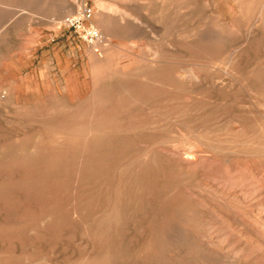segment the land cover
<instances>
[{"label": "rangeland", "instance_id": "374dc122", "mask_svg": "<svg viewBox=\"0 0 264 264\" xmlns=\"http://www.w3.org/2000/svg\"><path fill=\"white\" fill-rule=\"evenodd\" d=\"M0 176V264H264V0H0Z\"/></svg>", "mask_w": 264, "mask_h": 264}, {"label": "bare ground", "instance_id": "6f19581e", "mask_svg": "<svg viewBox=\"0 0 264 264\" xmlns=\"http://www.w3.org/2000/svg\"><path fill=\"white\" fill-rule=\"evenodd\" d=\"M245 32H247V31H245ZM254 35H255V34H254ZM179 52H180V51H179ZM181 53H182V51H181ZM154 70H155V69H154ZM187 74H188V73H187ZM189 75H190V74H189ZM142 76H143V75H142ZM194 77H195V76H194ZM196 80H197V79H196ZM123 81H124V80H123ZM136 81H137V80H136ZM124 82H125V81H124ZM137 82H138V81H137ZM217 82H218V81H217ZM117 84H118V83H117ZM222 84H223V83H222ZM232 84H233V83H232ZM118 86H119V85H118ZM140 86H141V85H140ZM126 89H127V88H126ZM123 90H124V89H123ZM101 91H103V90H101ZM111 91L114 92V89H113V90L111 89ZM120 91H121V90H120ZM96 92H97V90H96ZM98 92H99V91H98ZM124 92H125V91H124ZM126 92H128V91H126ZM94 93H95V92H94ZM101 93H102V92H101ZM96 94H97V93H96ZM96 94H95V96H96ZM102 94H103V93H102ZM102 94H100V95H102ZM115 94H116V93H115ZM129 95H130V94H129ZM95 96H94L93 100L97 99V98H95ZM104 96H105V94H104ZM130 96H131V95H130ZM88 98H89V97H88ZM90 98H91V96H90ZM116 98H117V97H116ZM125 98H126V97H125ZM86 100L88 101L89 99H86ZM86 100H84V101H86ZM100 101H103V100L100 99ZM128 101H129V100H128ZM136 101H137V100H136ZM132 102H133V101H132ZM225 102H226V101H225ZM83 103H84V102H83ZM83 103H81V104H83ZM100 103H101V102H100ZM104 103H105V102H104ZM115 103H116V102H115ZM78 104H79V103H78ZM97 104H98V103H97ZM109 104H110V103H109ZM117 104H118V102L116 103V105H117ZM119 104H120V102H119ZM79 105H80V104H79ZM92 105H93V104H92ZM94 105H95V104H94ZM101 105H102V103H101ZM101 105H100V106H101ZM103 105H104V104H103ZM84 106H85V105H84ZM57 107H58V106H57ZM29 108H30V107H29ZM69 108H71V107H69ZM86 109H87V108H86ZM17 110H19V109H17ZM27 110H28V109H27ZM27 110H26V111H27ZM20 111H21V110H20ZM24 111H25V109H24ZM48 111H50V109H49ZM48 111H47V112H48ZM54 111H55V110H54ZM56 111H57V113H58L59 110H56ZM105 111H106V110H105ZM37 112H38V111H37ZM37 112H35V113H37ZM101 112H102V111H101ZM61 113H63V112H61ZM92 113H93V112H92ZM24 114H25V113H24ZM26 114H27V113H26ZM37 114H38V113H37ZM51 114L54 115V113H51ZM58 114H60V113H58ZM58 114H56V115H58ZM63 114H65V113H63ZM67 114H68V113H67ZM79 114H80V113H79ZM98 114H99V113H98ZM19 115H20V114H19ZM33 115H35V114H33ZM39 115H40V114H39ZM48 115H49V114H48ZM86 115H87V114H86ZM35 116H36V115H35ZM43 116H44V114H43ZM58 116H60V115H58ZM64 116H65V115H64ZM64 116H60V118H61V117H64ZM70 116H71V114H70ZM68 117H69V116H68ZM36 118H37V117H36ZM85 118H86V116H85ZM78 119H80V118L78 117ZM88 119H89V118H88ZM90 119H91V118H90ZM81 120H82V119H81ZM35 121H36V120H35ZM62 122H63V121H62ZM76 123H77V122H76ZM84 123H85V122H84ZM42 124L44 125V122H43ZM65 124H66V123H65ZM79 124H80V123H79ZM40 125H41V124H40ZM61 125H62V124H61ZM101 125H102V123H101ZM101 125H100V126H101ZM50 126H51V124H50ZM52 126H53V125H52ZM82 126H83V125H82ZM88 126H90V125H88ZM97 126H98V125H97ZM31 127H32V126H31ZM72 127L74 128V126H72ZM72 127H71V128H72ZM85 127H86V125H85ZM48 128H49V127H48ZM86 128H87V127H86ZM88 128H89V127H88ZM88 128H87V129H88ZM96 128H97V127H96ZM113 128H114V127H112V129H113ZM115 128H116V130H117V127H115ZM67 129H68V128H67ZM91 129H92V128H91ZM112 129H111V131L114 130V129H113V130H112ZM48 130H49V129H48ZM50 130H51V129H50ZM58 130H59L60 132L65 131V130H63V128H62V129H58ZM58 130H57V131H58ZM92 130H93V129H92ZM92 130H91V131H92ZM71 131H72V130H71ZM96 131H97V130H96ZM99 131H100V130H99ZM101 131H102V130H101ZM101 131H100V132H101ZM111 131H110V132H111ZM127 131H128V130H127ZM131 131H132V130H131ZM54 132H56V131H54ZM89 132H90V131H89ZM97 132H98V131H97ZM56 133H57V132H56ZM65 133H66V131H65ZM93 133H95V131H93ZM101 133H103V131H102ZM104 133H105V132H104ZM104 133H103V134H104ZM1 134H2V133H1ZM24 134H25V133H24ZM44 134H45V133H44ZM50 134H51V133H50ZM87 134H88V133H87ZM91 134H92V133H91ZM98 134H99V133H98ZM105 134H106V133H105ZM182 134H183V133H182ZM38 135H39V134H38ZM54 135H55V133H54ZM57 135H61V133H59V134H57ZM95 135H96V134H95ZM101 135H102V134H101ZM15 136H16V135H15ZM44 136H45V135H44ZM48 136H49V135H48ZM48 136H47V137H48ZM70 136H71V135H70ZM78 136H79V135H78ZM80 136H81V135H80ZM82 136H83V135H82ZM82 136H81V137H82ZM84 136H86V135H84ZM90 136H93V135H90ZM99 136H100V135H98V136L96 135L95 137H96V138H97V137L99 138ZM23 137H24V135H23ZM25 137H27V136H25ZM25 137H24L23 139H26V141H27V138H25ZM38 137H39V136H38ZM67 137H68V136H67ZM67 137H66V138H67ZM100 137H101V136H100ZM12 138H13V137H12ZM15 138H16V137H15ZM29 138H30V137H29ZM49 138H50V136H49ZM86 138H87V137H86ZM90 138H91V137H90ZM90 138H88V140H90ZM92 138H93V137H92ZM96 138H95V139H96ZM101 138H103V137H101ZM101 138H100V139H101ZM106 138H107V137H106ZM110 138H111V137H110ZM184 138H185V137H184ZM44 139H45V137H44ZM52 139H53V138H52ZM62 139H63V138H62ZM21 140H22V139H21ZM21 140H19V142H20ZM31 140H32V139H31ZM38 140H39V139H38ZM42 140H43V135H42ZM45 140H46V139H45ZM22 141H23V140H22ZM26 141H23V143L26 142ZM46 141H47V140H46ZM86 141H87V140H86ZM91 141H92V140H91ZM91 141H89V142H91ZM100 141H101V140H100ZM192 141H193V140H191V142H192ZM11 142H12V141H11ZM28 142H30V141H27L26 143H28ZM47 142H49V140H48ZM98 142H99V140H98ZM189 142H190V141H189ZM8 143H9V142H8ZM30 143H31V142H30ZM35 143H36V142H35ZM50 143H51V142H50ZM65 143H66V142H65ZM84 143H85V142H84ZM87 143H88V142H87ZM87 143H86V144H87ZM95 143H96V142H95ZM99 143H100V142H99ZM19 144H20V143H19ZM24 144H25V143H24ZM57 144H58V143H57ZM96 144H97V143H96ZM106 144H108V142H107ZM129 144H131V143H129ZM167 144H168V143H167ZM194 144H195V143H194ZM5 145H6V144H5ZM5 145H4V147H5ZM25 145H26V144H25ZM30 145H31V144H30ZM35 145H36V144H35ZM66 145H68V144H66ZM77 145H79V147L81 148L80 144L77 143ZM77 145H76V147H78ZM97 145H98V144H97ZM177 145H178V144H177ZM19 146H20V145H19ZM42 146H43V145H42ZM45 146H46V145H44V148H45ZM104 146L106 147V145H104ZM195 146H196V144H195ZM38 147H40V146H38ZM46 147H47V146H46ZM49 147H51V146H49ZM66 147H67V146H66ZM79 147H78V148H79ZM82 147H84V146H82ZM101 147H102V146H101ZM101 147H100V148H101ZM167 147H168V146H167ZM189 147H190V146H189ZM92 148H93V147H92ZM106 148H107V147H106ZM113 148H114V147H113ZM170 148H171V147H170ZM176 148H177V147H175V149H176ZM2 149H3V148H2ZM42 149H43V148H42ZM53 149H54V148H53ZM94 149H96V148H94ZM189 149H190V148H189ZM43 150H44V149H43ZM51 150H52V149H51ZM68 150H69V149H68ZM84 150H86V152H87V149H86V148H85ZM91 150H92V149H91ZM91 150H90V151H91ZM101 150H102V149H101ZM118 150H119V149H118ZM171 150H172L171 152L174 151V149H171ZM12 151H13V150H11V152H12ZM16 151H17V150H16ZM22 151H23V150H22ZM35 151H36V150H34V152H33V150H32L33 153H35ZM66 151H67V150H66ZM71 151H72V150H71ZM90 151H88L87 153H89ZM149 151H150V150H149ZM165 151H166V150H165ZM175 151H176V150H175ZM6 152H7V148H6L5 153H6ZM18 152H19V151H18ZM46 152H47V151H46ZM54 152H55V151H54ZM78 152H80V151H78ZM83 152H85V151H83ZM86 152H85V153H86ZM103 152H104V151H103ZM146 152H148V151H146ZM8 153H10V151H8ZM49 153H51V152L49 151ZM49 153H48V154H49ZM193 153H194V152H193ZM198 153H199V152H198ZM12 154H13V153H12ZM16 154H17V153H16ZM28 154H29V153H28ZM43 154H44V153H43ZM45 154H46V153H45ZM48 154L45 155L46 158H47ZM73 154H74V152H73ZM73 154H72V155H73ZM80 154H82V153L80 152ZM105 154H106V153H105ZM148 154H149V153H148ZM179 154H180V153H179ZM191 154H192V153H191ZM2 155H3V154H2ZM18 155H19V154H18ZM38 155H39V154H38ZM50 155L52 156V154H50ZM57 155H58V154H57ZM60 155H61V154H60ZM60 155H59V156H60ZM85 155L87 156V154H85ZM93 155H95V154H93ZM117 155H118V154H117ZM141 155H143V154H141ZM197 155H198V154H197ZM39 156H40V155H39ZM42 156H43V155H42ZM42 156H41V157H42ZM53 156H54V154H53ZM59 156H58V157H59ZM61 156H63V155H61ZM65 156H66V155H65ZM75 156H76V155H73L72 158H74ZM91 156H92V155H91ZM100 156H101V155H100ZM107 156H108V155H107ZM109 156H110V155H109ZM149 156H150V155H149ZM187 156H189V155H187ZM193 156H194V155H193ZM195 156H196V155H195ZM19 157H20V155H19ZM49 157H50V156H49ZM55 157H56V155L54 156V158H55ZM93 157H94V156H93ZM141 157H142V156H141ZM143 157H144V156H143ZM143 157H142V158H143ZM154 157H155V156H154ZM25 158H29V157H27V155H26ZM25 158H24V156H23V159H25ZM46 158H45V159H46ZM52 158H53V157H52ZM52 158H51V160H53ZM56 158H57V157H56ZM75 158H76V157H75ZM79 158H80V157H79ZM79 158H78V159H79ZM122 158H123V157H122ZM177 158H178V157H177ZM193 158H194V157H193ZM193 158H192V160H193ZM201 158H202V157H201ZM7 159H8V158H7ZM20 159H21V158H20ZM32 159H33V158H32ZM59 159H60V157H59ZM59 159H58V160H59ZM180 159L183 160L182 158H180ZM194 159H195V158H194ZM199 159H200V158H199ZM21 160H22V159H21ZM46 160H47V159H46ZM55 160L58 161L57 159H54V161H55ZM65 160H66V159H65ZM73 160H75V159H72V161H73ZM107 160H109V159H107ZM117 160H118V159H117ZM117 160H116V161H117ZM144 160H145V159H144ZM181 160H179V163H180V162H183L185 159H184L183 161H181ZM192 160H191V161H192ZM231 160H232V159H231ZM22 161H23V160H22ZM25 161H27V159H26ZM25 161H24V162H25ZM28 161H29V160H28ZM47 161H48V160H47ZM67 161H68V160H67ZM77 161H79V160H77ZM111 161H112V160H111ZM185 161H187V160H185ZM36 162H37V161H36ZM36 162H35V163H36ZM86 162L89 163L88 161H86ZM118 162H119V161H118ZM231 162H232V161H231ZM9 163H10V162H9ZM14 163H15V162H14ZM28 163H31V160H30V162H28ZM32 163H33V162H32ZM65 163H66V162H65ZM65 163H64V165H65ZM67 163H68V162H67ZM95 163H96V162H95ZM119 163H121V162H119ZM119 163H118V164H119ZM149 163H150V161H149ZM205 163H206V162H205ZM25 164H26V163H25ZM74 164L77 165L76 162H75ZM97 164H98V163H97ZM183 164H184V163H183ZM6 165H7V164H6ZM10 165H11V164H10ZM12 165H13V164H12ZM19 165H21V163H20ZM22 165H23V164H22ZM26 165H27V164H26ZM71 165H72V164H71ZM76 165H74V166H76ZM86 165H87V164H86ZM149 165H150V164L147 163V166H149ZM152 165H153V164H152ZM176 165H179V164H176ZM231 165H232V164H231ZM47 166L50 167V165H47ZM65 166H67V165H65ZM65 166L63 167L64 169H65ZM77 166H78V165H77ZM77 166H76V167H77ZM117 166H118V165H117ZM186 166H187V165H186ZM71 167H72V166H71ZM128 167H129V166H128ZM163 167H164V166H163ZM190 167H191V166H190ZM10 168H11V167H10ZM66 168H68V167H66ZM79 168H80V167H79ZM49 169H51V168H49ZM73 169H74V172L78 170L77 168H76V169H75V168H72V170H73ZM89 169H92V168H89ZM94 169H95V168H94ZM137 169H138V168H137ZM54 170H55V169H54ZM69 170H70V169L68 168L67 171H69ZM83 170H84V169H83ZM113 170H115V169H113ZM148 170H149V169H148ZM151 170H152V169H151ZM181 170H182V168H181ZM78 171H79V170H78ZM85 171H86V169H85ZM87 171H89V170L87 169ZM87 171H86V172H87ZM107 171H108V169H107ZM111 171H112V170H111ZM111 171H110V172H111ZM126 171H127V170H126ZM134 171H135V170H134ZM223 171H224V170H223ZM65 172H66V171L64 170V173H63L64 175H65ZM155 172H156V170H155ZM46 173H47V172H46ZM75 173H77V172H75ZM224 173H225V172H224ZM6 174H7V173H6ZM6 174H5V175H6ZM68 174H69V173H68ZM72 174H74V173H72ZM97 174H98V173H97ZM97 174H96V175H97ZM105 174H106V173L104 172V175H105ZM108 174H109V173H108ZM121 174H122V173H121ZM128 174H129V173H128ZM140 174H142V173H140ZM34 175H35V174H34ZM66 175H67V174H66ZM66 175H65V176H66ZM88 175H89V174H88ZM231 175H232V174H231ZM77 176H78V175L76 174V176H74L73 178H76ZM85 176H86V175H85ZM97 176H98V175H97ZM99 176H100V174H99ZM102 176H103V175H102ZM123 176H124V175H123ZM133 176H134V175H133ZM142 176H143V175H142ZM142 176H141V177H142ZM0 177L2 178V176H0ZM83 177H84V174H83ZM94 177H95V176H94ZM106 177H107V176H106ZM106 177H105V178H106ZM108 177H109V176H108ZM249 177H250V176H249ZM4 178H5V179H4ZM4 178H2L1 180H3V179L6 180L7 177H4ZM37 178H38V176H37ZM87 178H89V177H86V180H87ZM111 178H112V177H111ZM128 178H129V177H128ZM131 178H132V177H131ZM135 178H136V177H135ZM135 178H134V179H135ZM139 178H140V176H139ZM219 178H220V177H219ZM250 178H251V177H250ZM258 178H260V177H258ZM258 178H257V179H258ZM9 179H10V177L8 178V180H9ZM17 179H18V178H17ZM40 179H41V178H39V180H40ZM52 179L54 180V178H52ZM52 179H50V180H52ZM68 179H69V178H68ZM71 179H72V178H71ZM81 179H82V180H85V178H84V179L81 178ZM90 179H91V178H90ZM96 179H97V178H96ZM99 179H102V178H99ZM122 179H123V178H122ZM126 179H127V177H126ZM10 180H11V179H10ZM10 180H9V181H10ZM33 180H34V179H33ZM35 180H36V179H35ZM45 180H46V179H45ZM60 180H61V179H60ZM107 180H108V178H107ZM111 180H112V179H111ZM128 180H129V182L131 181L130 179H128ZM128 180H125V183H126V181H128ZM145 180H147V178H146ZM222 180H224V179H222ZM229 180H230V179H229ZM260 180H261V179H260ZM262 180H263V179H262ZM104 181H106V180H104ZM150 181H151V179H150ZM216 181H217V179H216ZM218 181H219V180H218ZM244 181H246V180H244ZM244 181H243V182H244ZM254 181H255V180H254ZM2 182H3V181H2ZM4 182H5V181H4ZM13 182H14V181H13ZM17 182H18V181H17ZM31 182H34V181H31ZM43 182H44V180H43ZM43 182H42V183H43ZM52 182H56V179H55L54 181H52ZM84 182H85V181H84ZM99 182H100V181H99ZM113 182H114V181H113ZM137 182H138V181H137ZM145 182H146V181H145ZM22 183H23V181H22ZM35 183H37V182H35ZM56 183H57V182H56ZM59 183H60V182H59ZM62 183H64V182H61V184H62ZM76 183H77V182H76ZM88 183H89V182H88ZM117 183H118V182H116V184H117ZM119 183L121 184V182H119ZM241 183H242V182H241ZM248 183H250V182H248ZM251 183H252V182H251ZM0 184L2 185V183H0ZM16 184H19V183H16ZM64 184H66V183H64ZM64 184L62 185L63 187H64ZM101 184H103V183H100V187L102 186ZM127 184H128V183H127ZM150 184H151V183H150ZM253 184H255V183L253 182ZM253 184H252V185H253ZM1 185H0V186H1ZM6 185H7V184H6ZM75 185H76V184H75ZM88 185H89V184H88ZM98 185H99V184H98ZM98 185H97V186H98ZM236 185H237V184H236ZM2 186H3V185H2ZM7 186L9 187V185H7ZM14 186H16V185H14ZM81 186H82V185H81ZM115 186H116V185H115ZM121 186H122V184H121ZM126 186H127V185H126ZM126 186H125V187H126ZM134 186H136V185H134ZM134 186H133V187H134ZM138 186H139V185H138ZM146 186H147V185H146ZM150 186H151V185H150ZM152 186H153V185H152ZM181 186H182V185H181ZM224 186H225V185H224ZM224 186H223V187H224ZM230 186H231V185H230ZM232 186H233V185H232ZM232 186H231V187H232ZM253 186H255V185H253ZM66 187L68 188V186L65 185V188H66ZM85 187H88V188H89V186H85ZM85 187H83V188H85ZM93 187H94V186H93ZM98 187H99V186H98ZM118 187H120V186L118 185ZM123 187H124V186H123ZM139 187H140V186H139ZM231 187H230V188H231ZM237 187H238V186H237ZM11 188H12V190H13V187H12V186H11ZM18 188H20V187L18 186L17 189H18ZM38 188H39V187H38ZM73 188H74V187H73ZM78 188H80V187L78 186ZM96 188H97V187H96ZM105 188H106V187H105ZM112 188H113V187H112ZM115 188H116V187H115ZM129 188H130V187H129ZM131 188H132V186H131ZM144 188H145V187H144ZM150 188H151V187H150ZM150 188H149V189H150ZM232 188H233V187H232ZM244 188H245V186H244ZM250 188H251V186H250ZM29 189H30V188H29ZM36 189H37V188H36ZM45 189H47V188L45 187ZM61 189H62V188H61ZM97 189H98V188H97ZM113 189H114V188H113ZM118 189H119V188H118ZM127 189H128V186H127ZM153 189H154V188H153ZM228 189H229V188H228ZM248 189H249V188H248ZM256 189H257V188H256ZM1 190H3L2 187H1ZM1 190H0V191H1ZM10 190H11V189H10ZM21 190H22V189H21ZM38 190H39V189H38ZM54 190H55V189H54ZM76 190H77V188H76ZM76 190H75V191H76ZM79 190H80V189H79ZM98 190H99V189H98ZM114 190H115V189H114ZM128 190H130V189H128ZM137 190H138V187H137ZM139 190H140V189H139ZM231 190H233V189H230V191H231ZM234 190H235V185H234ZM236 190H237V189H236ZM67 191H68V190H67ZM81 191H82V190H81ZM81 191H80V192H81ZM96 191H97V190H96ZM112 191H113V190H112ZM115 191H116V190H115ZM118 191H119V190H118ZM120 191H121V190H120ZM228 191H229V190H228ZM254 191H255V190H254ZM254 191H252V193H253ZM18 192H21V191H18ZM92 192H93V191H92ZM97 192H98V191H97ZM153 192H154V191H153ZM89 193H90V191H89ZM99 193H100V191H99ZM118 193H119V192H118ZM130 193H131V192H130ZM143 193H144V192H143ZM143 193H142V194H143ZM150 193H151V190H150V192H149L148 195H150ZM252 193H251V194H252ZM61 194H62V193H61ZM64 194H65V192H64ZM64 194H62V195H64ZM114 194H115V193H114ZM122 194L124 195V193H122ZM135 194H136V193H135ZM152 194H153V193H152ZM241 194H242V193H241ZM246 194L248 195L249 193H246ZM251 194H250V195H251ZM253 194H255V193H253ZM13 195H14V194H13ZM30 195H31V194H29V196H30ZM77 195H78V194H77ZM82 195H83V194H82ZM95 195H97V193H96ZM95 195H93V196H95ZM250 195H248V197H249ZM261 195H262V194H261ZM263 195H264V194H263ZM15 196H16V195H15ZM49 196H50V195H49ZM68 196H70V194H69ZM83 196H84V195H83ZM97 196H98V195H97ZM129 196H130V195H129ZM22 197H23V196H22ZM62 197H63V196H62ZM106 197H107V196H106ZM123 197H124V196H123ZM134 197H135V196H134ZM149 197H150V196H149ZM149 197H148V198H149ZM251 197H252V196H251ZM19 198H20V197H19ZM30 198H31V197H30ZM30 198H29V199H30ZM81 198H82V197H81ZM93 198H94V197H93ZM93 198H90V199H91V202H92V199H93ZM98 198H99V197H98ZM98 198H97V199H98ZM135 198H136V197H135ZM163 198H164V197H163ZM253 198H254V197H253ZM97 199H96V200H97ZM118 199L120 200V198H118ZM130 199H131V198H130ZM243 199H244V198H243ZM258 199H259V198H258ZM3 200H4V199H3ZM22 200H24V199H21V201H22ZM86 200H87V199H86ZM86 200H85L84 202H86ZM116 200H117V199H116ZM131 200H132V199H131ZM138 200H139V199H138ZM233 200H234V199H233ZM79 201H80V200H79ZM79 201H78V202H79ZM129 201H130V200H129ZM133 201H134V199H133ZM60 202H61V201H60ZM76 202H77V201H76ZM96 202H97V201H96ZM137 202H138V201H137ZM140 202H141V199H140ZM252 202H253V201H252ZM254 202H255V201H254ZM67 203H68V202H66V204H67ZM111 203H112V201H111ZM119 203H121V202H119ZM127 203H129L128 200H127ZM223 203H224V202H223ZM5 204H6V203H5ZM12 204H14V203H12ZM15 204H16V203H15ZM30 204H31V203H30ZM66 204H65V205H66ZM71 204H72V203H70L69 205H71ZM73 204H74V203H73ZM113 204H114V202H113ZM113 204H112V207H113ZM124 204H125V203H124ZM136 204H137V203H136ZM253 204H254V203H253ZM24 205H26V204H24ZM31 205H32V204H31ZM38 205H39V204H38ZM63 205H64V204H63ZM81 205H82V202H81ZM89 205H90V202H89ZM127 205H128V204H127ZM0 206H1V204H0ZM17 206H19V205H17ZM39 206H40V205H39ZM49 206H50V204H49ZM76 206H77V205H76ZM94 206H95V204H94ZM123 206H124V205H123ZM1 207H2V206H1ZM20 207H22V206H20ZM26 207H27V206H26ZM66 207H67V206H66ZM71 207L73 208V205H72ZM86 207H87V206H86ZM86 207H84V209H85ZM88 207H90V206H88ZM99 207H100V206H99ZM99 207H98V208H99ZM103 207H104V206H103ZM261 207H262V206H261ZM16 208H17V207H16ZM16 208H15V209H16ZM40 208H41V207H40ZM40 208H39V212L41 211ZM50 208H51V207H50ZM50 208H49V209H50ZM74 208H75V207H74ZM74 208H73V209H74ZM96 208H97V207H96ZM98 208H97V209H98ZM119 208H120V205H119ZM119 208H118V209H119ZM127 208H128V207H127ZM136 208H137V207H136ZM1 209H2V208H1ZM4 209H6V208H4ZM15 209H14V210H15ZM46 209H47V208H46ZM64 209H65V208H64ZM68 209H69V208H68ZM68 209H67V210H68ZM70 209H71V208H70ZM77 209H78V208H77ZM232 209H233V208H232ZM257 209H259V208L257 207ZM260 209H261V208H260ZM27 210H28V209H27ZM27 210H26V211H27ZM47 210H48V209H47ZM47 210H46V211H47ZM233 210H234V209H233ZM263 210H264V209H263ZM15 211H16V210H15ZM31 211H32V210H31ZM74 211H76V210L74 209ZM78 211H79V210H78ZM84 211H85V210H84ZM93 211H94V210H93ZM100 211H101V210H100ZM114 211H116V210H113V212H114ZM131 211H134V210H131ZM16 212H17V211H16ZM39 212H38V213H39ZM50 212H51V209H50ZM54 212H55V211H54ZM59 212H60V211H59ZM69 212H70V211H69ZM260 212H261V211H260ZM20 213H21V212H20ZM22 213H23V212H22ZM27 213H28V212H27ZM45 213H46V212H45ZM45 213H44V214H45ZM84 213H86V212H84ZM109 213H112V211L109 212ZM115 213H116V212H115ZM236 213H237V212H236ZM261 213H263V212H261ZM6 214H8V212H7ZM32 214H33V213H32ZM60 214H61V213H60ZM63 214H64V213H62V215H63ZM65 214H66V213H65ZM67 214H68V211H67ZM72 214H74V213H72ZM81 214H82V212H81ZM103 214H104V213H103ZM128 214H129V213H128ZM135 214H136V213H135ZM135 214H133V215H135ZM0 215H1V214H0ZM50 215H52V214H50ZM57 215H58V214H57ZM75 215H76V214H75ZM86 215H87V214H85V216H86ZM23 216L26 217L25 214H24ZM45 216H46V215H45ZM59 216H60V215H59ZM65 216L68 217L67 215H65ZM71 216L73 217V215H70V218H71ZM78 216H79V215H78ZM78 216H77V218L80 217V216H79V217H78ZM81 216H82V215H81ZM88 216H89V215H88ZM127 216H128V215H127ZM6 217H7V216H6ZM6 217H5V218H6ZM30 217H31V216H30ZM33 217H34V216H33ZM61 217H62V216H61ZM74 217L76 218V216H74ZM117 217H118V216H117ZM5 218H4V219H5ZM34 218H35V217H34ZM48 218H49V217H48ZM75 218H72V219H75ZM118 218H119V217H118ZM0 219H1V218H0ZM36 219H38V218L36 217ZM50 219H51V218H50ZM50 219H49V221H47V220H46V221H47V222H50V221H51ZM56 219H57V218H56ZM62 219H63V218H62ZM62 219H61V220H62ZM108 219H110V217H108ZM112 219H113V218H112ZM44 220H45V219H44ZM58 220H59V219H58ZM64 220L66 221V219H64ZM76 220H77V219H76ZM94 220H95V219H94ZM114 220H115V218H114ZM55 221H57V220H55ZM70 221L73 222V220H71V219H70ZM58 222H59V223H57V224L60 225V221H58ZM51 223H52V221H51ZM54 223H55V222H54ZM92 223H93V222H92ZM92 223H91V224H92ZM55 224H56V223H55ZM57 224H56V225H57ZM0 225H2V223H1ZM53 225H54V224H53ZM88 225H89V224H88ZM127 225H128V224H127ZM72 226H73V225H72ZM72 226H71V227H72ZM75 226H76V225H75ZM116 226H117V224H116ZM56 227H57V226H56ZM60 227H61V226H60ZM97 227H98V226H97ZM130 227H131V226H130ZM73 228H74V226H73ZM84 228H86V226H84ZM88 228H89V227H88ZM109 228H110V226H109ZM120 228H121V226H120ZM239 228H240V227H239ZM101 230H102V229H101ZM130 230H131V229H130ZM132 230H133V228H132ZM96 231H97V230H96ZM103 231H104V230H103ZM244 231H245V230H244ZM84 232H85V231H84ZM100 232H101V231H100ZM132 232H133V231H132ZM40 233H41V231H40L38 234H40ZM59 233H60V232H58V235H59ZM85 233H86V232H85ZM93 233H94V232H93ZM97 233H98V231H97ZM97 233H96V234H97ZM235 233H236V232H235ZM71 234H72V233H71ZM82 234H83V233H82ZM132 234L134 235V233H132ZM40 235H41V234H40ZM91 235H92V234H91ZM91 235H90V236H91ZM99 235H100V234H99ZM42 236H45V235H42ZM75 236H76V235H75ZM81 236H82V235H81ZM93 236H95V234H93ZM93 236H91V237H93ZM33 237H35V236H33ZM45 237H46V236H45ZM47 237H48V236H47ZM86 237H87V235H86ZM5 238H6V237H5ZM80 238H82V237H80ZM94 238H95V237H94ZM99 238H100V239H98V238H97V239H98V240H101V239H102L101 237H99ZM2 239H3V238H2ZM19 239H20V238H19ZM30 239H31V238H30ZM32 239H33V238H32ZM69 239H70V238H69ZM89 239H93V238H89ZM89 239H88V240H89ZM5 240H6V239H5ZM33 240H34V239H33ZM82 241L85 242L84 240H82ZM90 241H91V240H90ZM93 241H94V240H92V242H93ZM96 241H97V240H96ZM7 242H8V240H7ZM86 242H87V241H86ZM88 242H89V241H88ZM92 242H91V243H92ZM29 243H30V242H29ZM31 243H32V242H31ZM98 243H100V242H98ZM107 243H108V242H107ZM107 243H106V244H107ZM5 244H6V241H5ZM7 244H9V243H7ZM36 244H37V243H35V247H36ZM109 244H110V243H109ZM109 244H108V245H109ZM111 244H112V243H111ZM19 245H20V244H19ZM33 245H34V244H33ZM33 245H31V246H33ZM95 245H96V244H95ZM0 246H1V245H0ZM37 246H38V245H37ZM113 246H114V245H113ZM4 247H5V245H4ZM22 247H23V246H22ZM41 247H42V244H41L40 247H37V248H41ZM92 247H93V243H92ZM147 247H150V246H147ZM1 248H2V246H1ZM1 248H0V249H1ZM23 248H24V247H23ZM33 248H34V246H33ZM33 248L31 247V250H32ZM45 248H46V247H45ZM49 248H50V247H49ZM49 248H48V249H49ZM96 248H97V247H96ZM50 249H51V248H50ZM68 249H69V248H68ZM99 249H100V248H99ZM99 249H98V251H99ZM14 250H16V249H14ZM25 250H27V249L25 248ZM29 250H30V249H29ZM34 250L37 251L36 248H34ZM39 250H40V249H39ZM46 250H47V249H46ZM96 250H97V249H96ZM100 250H101V249H100ZM149 250H150V248H149ZM1 251H2V250H0V252H1ZM5 251H8V250L5 249ZM35 251H34V252H35ZM47 251H48V250H47ZM55 251H56V250H55ZM104 251H105V250H104ZM150 251H151V250H150ZM2 252H3V251H2ZM21 252H22V251H21ZM31 252H32V251H31ZM31 252H29V253H31ZM41 252H42V251H41ZM68 252H69V251H68ZM101 252H102V251H101ZM114 252H115V250H114ZM25 253H27V251H26ZM173 253H174V252H173ZM43 254H44V253H43ZM92 254H93L92 256L95 255L94 253H92ZM104 254H105V253H104ZM111 254H112V250H111L110 255H111ZM116 254L118 255L119 252H116ZM74 255H75V254H74ZM90 255H91V253H90ZM99 255H100V254H99ZM0 256H1V255H0ZM10 256H11V255H10ZM100 256H101V255H100ZM119 256H120V255H118V257H119ZM4 257H5V256H4ZM94 257H95V256H94ZM104 257H105V256H104ZM2 258H3V256H2ZM14 258H15V257H14ZM84 258H85V257H84ZM84 258H83V259H84ZM86 258H87V256H86ZM92 258H93V257H92ZM108 258L111 259V257H108ZM11 259H13L12 256H11ZM30 259H32V258H30ZM45 259H46V258H45ZM97 259H100V258H96V260H97ZM102 259L104 260L103 256H102L101 260H102ZM105 259H106V257H105ZM110 259H107V260H110ZM5 260H6V259H5ZM7 260H8V259H7ZM15 260H17V258H16ZM23 260H24V259H23ZM90 260H91V263L88 262L89 260H86V261H87L89 264H92L93 262H95L94 264H96V261H93V262H92V259H90ZM93 260H94V259H93ZM114 260H115V259H114ZM117 260H120V261H121L122 259L120 258V259H117ZM0 261H1V260H0ZM10 261H11V260H10ZM17 261H18V260H17ZM31 261H32V260H31ZM70 261H71V260H70ZM70 261H68V262H70ZM75 261H76V260H75ZM99 261H100V260H99ZM110 261H111V260H110ZM162 261H163V260H162ZM5 262H6V261H5ZM12 262H13V261H12ZM18 262H19V261H18ZM18 262H17V264H18ZM68 262H64V263L68 264ZM78 262H80V260H79ZM87 262H86V263L83 262V263L88 264ZM62 263H63V262H62ZM75 263H77V262H75ZM83 263H82V264H83ZM97 263H98V261H97ZM100 263H102V261H101ZM109 263H110V262H109ZM109 263H108V264H109ZM55 264H56V263H55ZM57 264H61V263H57ZM80 264H81V262H80ZM104 264H107V262H105ZM110 264H111V263H110Z\"/></svg>", "mask_w": 264, "mask_h": 264}, {"label": "built area", "instance_id": "2783aa9c", "mask_svg": "<svg viewBox=\"0 0 264 264\" xmlns=\"http://www.w3.org/2000/svg\"><path fill=\"white\" fill-rule=\"evenodd\" d=\"M93 11L88 3H84L74 14L65 17L61 26L73 31L96 54L101 55L107 41L102 32L92 23Z\"/></svg>", "mask_w": 264, "mask_h": 264}]
</instances>
